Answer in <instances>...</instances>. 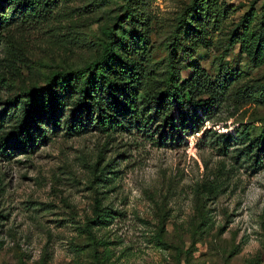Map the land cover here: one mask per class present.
<instances>
[{
  "label": "rangeland",
  "instance_id": "obj_1",
  "mask_svg": "<svg viewBox=\"0 0 264 264\" xmlns=\"http://www.w3.org/2000/svg\"><path fill=\"white\" fill-rule=\"evenodd\" d=\"M32 1L0 3V136L6 101L94 64L116 37L145 94L173 56L179 81L210 82L196 97L213 105L179 142L47 123L44 141L0 148V264H264V160L242 152L264 132V0Z\"/></svg>",
  "mask_w": 264,
  "mask_h": 264
},
{
  "label": "trees",
  "instance_id": "obj_2",
  "mask_svg": "<svg viewBox=\"0 0 264 264\" xmlns=\"http://www.w3.org/2000/svg\"><path fill=\"white\" fill-rule=\"evenodd\" d=\"M126 20L140 38L131 13L126 14ZM0 22L2 27L4 18ZM119 42L116 37L112 45L118 46L123 54L110 45L94 64L55 74L42 86L25 92L22 100L6 101V106H10L9 115L14 119L1 133L0 148L25 151L33 146V142L44 141L48 128L43 126L47 123H51L53 132L62 129L65 135L89 131L109 133L132 126L154 127L159 142L182 141L186 131L198 128L213 102L211 97L197 98V92L203 88L204 92L211 94L205 89L210 82L202 80L197 70L179 81L177 62L172 56L162 91L154 96L145 94L140 89L141 70L133 54H126L125 47ZM229 136L219 134L221 144L226 145ZM246 139L243 154L254 163L264 160V132L259 139ZM95 205H98L97 199ZM108 217L107 212L96 214L91 224H105Z\"/></svg>",
  "mask_w": 264,
  "mask_h": 264
}]
</instances>
